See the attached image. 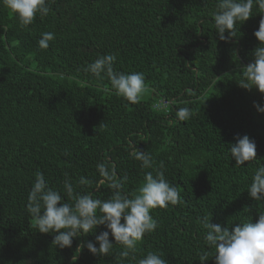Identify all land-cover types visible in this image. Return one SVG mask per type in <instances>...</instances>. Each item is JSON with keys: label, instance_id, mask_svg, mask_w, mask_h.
Masks as SVG:
<instances>
[{"label": "trees", "instance_id": "obj_1", "mask_svg": "<svg viewBox=\"0 0 264 264\" xmlns=\"http://www.w3.org/2000/svg\"><path fill=\"white\" fill-rule=\"evenodd\" d=\"M217 3L51 0L49 14L26 27L0 4V264H135L121 258L119 244L110 255L79 251L103 225L60 248L26 211L36 172L69 203L66 176L76 193L107 200L113 190L98 171L102 162L115 165L117 178L127 176L123 191L135 195L144 174L155 172L134 159L133 146L150 153L154 167L163 162L183 200L151 211L159 226L138 242L137 259L153 251L167 264H201L207 252L203 264H215L201 217L210 213L211 223L231 230L264 213V201L247 192L264 165V113L254 107L264 105V93L239 85L242 67L254 62L264 10L254 4L236 36L220 40ZM49 31L55 39L42 49L38 41ZM109 53L115 71L144 74L138 103L116 95L106 75L98 80L83 70ZM181 107L191 109L187 121L177 118ZM237 135L255 141L257 160L235 165L229 148ZM82 176L92 183L79 185Z\"/></svg>", "mask_w": 264, "mask_h": 264}, {"label": "clouds", "instance_id": "obj_2", "mask_svg": "<svg viewBox=\"0 0 264 264\" xmlns=\"http://www.w3.org/2000/svg\"><path fill=\"white\" fill-rule=\"evenodd\" d=\"M50 2L51 0H0V4L14 13L22 27L31 25L37 15L47 16L51 11ZM254 4L259 10H264V0H218L214 26L220 40L236 36L237 22L242 24L253 16ZM253 35L259 41V46L253 52L254 62L242 67L239 85L245 89L256 88L264 93V16ZM54 39V32H44L38 45L46 49ZM116 59V55L111 53L99 56L83 70L98 80H103L106 75L110 80V88L116 95L130 103H138L146 91L145 76L142 72L126 74L115 71L113 65ZM254 107L258 112L264 113V105L254 103ZM176 115L179 121H187L192 112L188 107H181ZM235 140L229 148L235 165L242 166L245 162L257 160L254 140L248 135H237ZM132 155L141 162L142 168L153 169L155 172L153 174V171H148L144 174V182L133 196L123 191L127 176L117 178L115 165L109 167L107 162L97 165L98 171L109 181V187L113 190L107 200L76 193L70 178L66 176L63 189L73 201L69 203L59 191L49 187L43 173L36 172L28 194L26 211L35 219L38 232L52 233V244L70 248L74 238L94 233L98 226L103 225L107 230L96 235L95 241L79 244V251L86 247L93 255H110L114 244H119L122 246V259L131 257L135 264H167L162 254L153 251L137 259V244L146 233L155 231L159 226L151 215L153 209L175 206L183 200L178 188L165 177L163 162L158 168L154 167L152 155L134 146ZM78 183L89 185L92 182L82 176ZM247 192L253 200L264 201V165L255 170ZM210 220V213L201 217L202 227L207 230L204 237L206 244L215 249V264H264V213L258 215L255 223L247 219L236 223L231 230L227 226L213 224ZM110 235L112 241L109 239ZM208 259V253L205 252L200 258L201 264Z\"/></svg>", "mask_w": 264, "mask_h": 264}]
</instances>
